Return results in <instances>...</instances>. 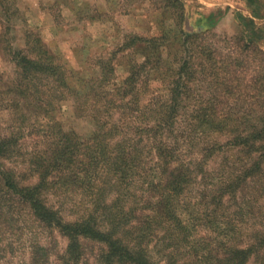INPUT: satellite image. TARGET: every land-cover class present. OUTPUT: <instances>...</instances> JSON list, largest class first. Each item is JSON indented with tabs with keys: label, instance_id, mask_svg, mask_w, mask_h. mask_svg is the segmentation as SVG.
Wrapping results in <instances>:
<instances>
[{
	"label": "trees",
	"instance_id": "obj_1",
	"mask_svg": "<svg viewBox=\"0 0 264 264\" xmlns=\"http://www.w3.org/2000/svg\"><path fill=\"white\" fill-rule=\"evenodd\" d=\"M165 1L181 22L183 1ZM207 32L181 27L189 51L180 54L176 73L162 88L148 82L153 65L146 58L131 65L109 95H101L100 83L77 92L75 102L92 110L96 130L84 141L73 132H59L48 162L40 165L46 177L39 181L78 195L73 205H84V210L76 217L65 218L58 207L49 206L38 185L4 180L16 191L19 187L17 193L34 207L39 220L67 238L54 264H245L252 254L264 255V237L243 244L235 240L242 238L238 217L253 215L256 192L264 194L262 181L258 185L264 181V63L249 73L243 62L252 55L263 57L264 49L239 34L233 37L231 53L223 54L201 37ZM140 38L134 35L128 44ZM36 69L39 74L32 73ZM66 71L59 61L22 56L17 64L19 93L38 90L34 78L41 79L42 93L69 89ZM199 71L204 72L201 78ZM199 80L208 83L212 94L197 92ZM43 97L36 100L41 112L47 110ZM239 102L241 107L248 102L253 114L231 113ZM217 132L235 135L247 163L236 168L232 162L214 174L208 169L219 149L210 144V135ZM3 141L0 145L17 143L13 137ZM232 166L237 173L230 179ZM48 175L52 178L47 181ZM249 188L255 189L251 193ZM237 192L243 196L229 218L224 196Z\"/></svg>",
	"mask_w": 264,
	"mask_h": 264
},
{
	"label": "rangeland",
	"instance_id": "obj_2",
	"mask_svg": "<svg viewBox=\"0 0 264 264\" xmlns=\"http://www.w3.org/2000/svg\"><path fill=\"white\" fill-rule=\"evenodd\" d=\"M182 1L181 23L176 12L165 7V0H0V142L17 139V143L0 145V264H54L66 248L67 238L39 220L34 207L17 193L19 187L15 186L16 191L4 180L11 177L17 185L30 188L38 185L36 190L41 189L48 205L58 207L65 218L72 219L84 210V205H73L78 197L75 193L53 190L39 181L46 177L41 176L40 165L48 162L59 132H73L84 141L96 130L92 110L86 103L75 102L86 84L100 83L101 95H109L129 75L131 65L148 58L153 65L148 82L155 89L164 87L176 73L180 54L189 51L190 46L184 49L181 27L187 32L209 29L201 37L223 54L231 53L233 37L239 34L264 49V0ZM134 35L141 41L129 45ZM22 56L49 64L61 62L67 68L69 89H47L43 94L41 79L34 78L38 90L30 95L29 91L19 93L17 64ZM263 57L243 58L247 72L259 71ZM197 73L199 78L204 75L203 71ZM197 92L206 96L212 89L199 80ZM41 96L47 100L43 112L36 106ZM240 107L239 102L231 113L247 116L254 112L248 102ZM99 110L105 114L104 107ZM210 136V144L219 146L208 164L213 174L221 167L226 171L232 162L236 168L247 163L242 146L234 143L235 135L217 132ZM203 137L200 144H204ZM232 171L230 179L237 169L232 166ZM51 178L48 175L47 181ZM260 182L264 185L262 179L258 185ZM254 189L247 190L252 193ZM262 194H255L253 215L238 217L242 238L235 240L242 244L264 237ZM242 196L239 192L224 196L229 218ZM245 264H264V255L252 254Z\"/></svg>",
	"mask_w": 264,
	"mask_h": 264
}]
</instances>
